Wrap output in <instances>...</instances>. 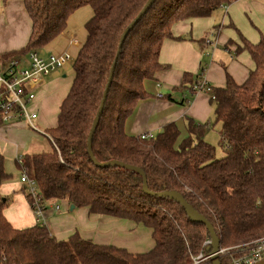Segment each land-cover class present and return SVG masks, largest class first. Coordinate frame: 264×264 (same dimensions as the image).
Segmentation results:
<instances>
[{"label": "trees", "instance_id": "16d2710c", "mask_svg": "<svg viewBox=\"0 0 264 264\" xmlns=\"http://www.w3.org/2000/svg\"><path fill=\"white\" fill-rule=\"evenodd\" d=\"M6 4L10 0H0ZM32 20L25 49L1 58L39 52L68 31L69 19L83 7L93 15L74 62V80L63 100L57 126L48 131L52 150L23 157L19 169L35 181L47 201L67 200L92 214L127 219L153 231L155 247L132 254L73 235L51 236L44 225L15 229L4 216L9 199L0 194V263L4 264H190L191 256L211 251L205 225L193 221L176 201L144 192L143 175L154 193L177 192L214 227L222 248L264 237V36L253 45L243 36L242 50L255 63L248 79L227 77L212 87L219 146L205 141L208 124L190 123V136L178 144L180 131L168 125L155 139L129 136L125 124L147 92L145 82L165 66L162 45L172 26L206 18L237 0H157L126 38L104 112L92 142L99 111L121 38L148 0H23ZM0 158V187L8 180ZM221 264H230L222 258Z\"/></svg>", "mask_w": 264, "mask_h": 264}, {"label": "crops", "instance_id": "0c3cea01", "mask_svg": "<svg viewBox=\"0 0 264 264\" xmlns=\"http://www.w3.org/2000/svg\"><path fill=\"white\" fill-rule=\"evenodd\" d=\"M32 26L23 0H10L6 4L0 1V59L26 48ZM171 32L173 39L164 41L159 56L165 68L145 82L147 95L126 121L125 131L133 137L150 133L157 138L166 126L176 125L180 144L190 136V123L208 124L209 131L217 127L220 132L221 124L215 121L211 95L195 94L191 87L204 77L215 89L224 87L228 76L237 84L248 79L255 63L247 50L240 49L244 47L241 36L253 45L264 36V0H237L210 17L179 21ZM73 38L72 32L70 39ZM84 40L79 41L78 50ZM16 57L29 60V54ZM65 69L50 74L35 87L32 110L38 115L35 123L39 131L31 129L26 122L0 125V158L9 176L0 187V194L9 199L4 216L19 230L44 225L58 241L78 234L97 245L115 246L132 254L148 253L155 247V240L153 231L143 224L92 214L89 208L71 210L67 200L47 201L44 217L38 222L31 209L20 182L21 170L15 166L18 157L52 150L46 134L57 126L61 104L74 80L73 74L66 81ZM159 94L163 97L158 98Z\"/></svg>", "mask_w": 264, "mask_h": 264}, {"label": "built area", "instance_id": "2783aa9c", "mask_svg": "<svg viewBox=\"0 0 264 264\" xmlns=\"http://www.w3.org/2000/svg\"><path fill=\"white\" fill-rule=\"evenodd\" d=\"M226 9V7H224ZM79 47V41L73 38L69 47L60 54H51L43 58L37 52L29 54L30 68L22 67V58L14 57L0 63V125L26 122L35 131L39 128L35 125L38 115L32 110L36 100L35 87L45 77L73 63L70 54L71 47ZM212 86L204 77L201 82L191 87L195 94L210 93ZM163 95L159 94L158 98ZM142 140L155 139L150 133L142 134ZM23 157H18L17 162L22 163ZM20 182L24 185V192L29 199L31 209L38 221L44 217L46 200L40 189L26 172L21 171ZM59 209V206H55ZM204 246H211V240H207ZM213 254L211 251H202L191 256L190 264H212ZM220 258L227 257L230 264H257L264 260V237L246 244L220 249ZM4 264V263H0Z\"/></svg>", "mask_w": 264, "mask_h": 264}, {"label": "water", "instance_id": "95a60500", "mask_svg": "<svg viewBox=\"0 0 264 264\" xmlns=\"http://www.w3.org/2000/svg\"><path fill=\"white\" fill-rule=\"evenodd\" d=\"M156 1L157 0H148V2L146 3V5L142 9V11L138 14V16L134 19V21L130 24V26L126 29V31L124 32V34H123V36L121 38V43H120V46H119V52H118V55H117V57L115 59V62L113 63V66L111 68L108 84H107L105 92L103 94L102 102H101L99 111L97 113V116H96V118H95V120L93 122L91 131H90V135H89V140H88L89 155H90L92 161L94 162V164L96 166L107 167V166H111V165L115 164V162L107 163V164L98 163L96 161L95 157L93 156L92 146L91 145H92L93 138H94L95 132L97 130L99 121H100V119L102 117V114L104 112V108H105V105H106V102H107L108 94H109V91H110V88H111V85H112L114 73H115V70H116L117 63H118L119 55H120L121 50L123 48L124 42H125L126 38L128 37V35L130 34V32L138 25V23H140V21L148 13V11L151 9V7L154 5V3ZM129 168L134 170V171H136V172H138V173H141L143 175V189H144V192L146 194L151 195V196L165 197V198H169L171 200H174V201L178 202L186 210L187 214L189 215V217L193 221H195L198 224H202V225L206 226V228H207V230L209 232V235H210L211 243H212L211 252L214 255L213 256V260H212V264H221V258L219 256L220 249H221L220 239H219L214 227L209 222V220L207 218H205L203 215H201L200 213H198L184 199V197L181 194L177 193V192H163V193L151 192L149 190V188H148L147 180H146V177H145L144 173L139 168L131 167V166ZM74 208L75 207L72 205L71 206V210H74ZM257 264H264V260L259 262V263H257Z\"/></svg>", "mask_w": 264, "mask_h": 264}, {"label": "rangeland", "instance_id": "374dc122", "mask_svg": "<svg viewBox=\"0 0 264 264\" xmlns=\"http://www.w3.org/2000/svg\"><path fill=\"white\" fill-rule=\"evenodd\" d=\"M223 9H225V8H222L221 11H223ZM92 15H93L92 9L88 6L78 9L75 13H73L71 15V17L69 19L68 31L63 33L61 36H59L57 38L58 40H56L55 42H52L47 47L39 50V52H38L39 55L42 56L43 58H46L47 56L51 55L52 53H59L60 54V52H63L66 48L69 47V43L71 40L70 36L72 35V32H73L74 38L77 39V41L82 42L84 40V38L86 39L87 32L85 29V24L87 21H89L91 19ZM69 29H70V31H69ZM56 44H57V46H56ZM70 54L72 56V61H74L77 57V54H78V48L73 46V48L70 49ZM0 63H1V61H0ZM22 63L25 65V68H26V66L29 65V67L26 69L30 68V60H28V58H26V59L24 58L22 60ZM23 64H22V67L24 68ZM66 68H67V69H65L66 81H69L70 78L74 74V62L72 65L71 64L67 65ZM47 82H48V79H46L45 84H47ZM35 125L38 127L37 123H35ZM205 140L208 143H210L212 146H215L217 148V155L218 156H222L224 154L223 149L219 146L220 135H219V131H218L217 127L212 128L208 132V135L206 136ZM17 167L19 168L18 162L16 163L15 168L17 169ZM19 173L20 172H18V174ZM17 179H19V177H17ZM20 179H21V177H20ZM223 258H227V257H223Z\"/></svg>", "mask_w": 264, "mask_h": 264}]
</instances>
